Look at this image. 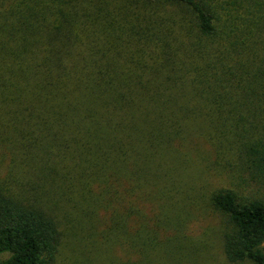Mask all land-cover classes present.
I'll return each instance as SVG.
<instances>
[{"label":"trees","instance_id":"obj_1","mask_svg":"<svg viewBox=\"0 0 264 264\" xmlns=\"http://www.w3.org/2000/svg\"><path fill=\"white\" fill-rule=\"evenodd\" d=\"M82 1L106 36L91 49L77 33L41 41L34 7L36 21L0 27V264H53L77 212L107 207L109 230L124 227L135 209L117 198L184 160L189 121L264 176V0ZM211 204L227 259L264 264V199L221 188Z\"/></svg>","mask_w":264,"mask_h":264},{"label":"rangeland","instance_id":"obj_2","mask_svg":"<svg viewBox=\"0 0 264 264\" xmlns=\"http://www.w3.org/2000/svg\"><path fill=\"white\" fill-rule=\"evenodd\" d=\"M81 2L0 0V27L17 28L25 18L36 21L29 16L34 9L40 16L37 20L42 22L41 41L58 45L69 37L74 42V33H77L81 46L89 49L91 41L100 45L106 36L90 14L96 10L97 3L88 7ZM131 2L135 0H109L106 6L108 10H119ZM55 20L65 22L67 27L59 32ZM22 37L11 35L18 42ZM189 123L190 133L182 153L184 160L177 161L174 153V169L167 177L163 174L168 171L167 164L160 165L156 161L157 166L152 167L147 182L140 180L132 196L124 193L117 198L122 199L121 207L135 209V214L125 220L124 227L109 230L112 222L118 220L107 207L97 209L93 217L77 212L74 222L80 227H69L66 223L61 226L63 240L53 264H116L122 261L253 264L249 260L230 262L227 259L223 249L225 219L213 208L211 196L217 189L232 188L240 196L264 199V176L256 172L236 148L214 149L205 140L208 123L205 117Z\"/></svg>","mask_w":264,"mask_h":264}]
</instances>
